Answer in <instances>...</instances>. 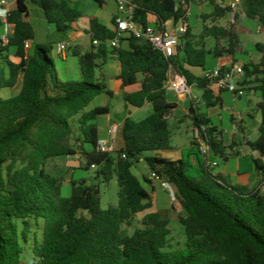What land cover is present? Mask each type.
<instances>
[{
    "label": "trees",
    "instance_id": "obj_1",
    "mask_svg": "<svg viewBox=\"0 0 264 264\" xmlns=\"http://www.w3.org/2000/svg\"><path fill=\"white\" fill-rule=\"evenodd\" d=\"M6 1V0H0ZM103 6L105 0H94ZM134 21L148 25V16L156 17L161 29L168 21L187 24L189 4L193 0H131ZM230 0H226L228 3ZM28 3L37 7L45 22L65 35L82 16L69 0H15V6L0 18V29L12 26L13 34L3 44L0 33V264H264V187L254 191L232 185L211 173V165L199 152L200 142L191 143L176 161L158 156L171 147L168 115L176 108L166 99L164 83L169 71L185 77L189 86L202 90L207 108L219 101L215 91L202 77L188 70H206V59L233 57L237 36L216 25H203L201 42L194 43L187 24L176 53L164 58L152 46L132 36L121 38L116 49L104 43L116 36L115 18L110 26L89 18L91 50L84 55L74 49L80 81L60 77L55 60L46 47L33 43L35 32L28 21ZM212 11L203 16L222 18L228 8L209 0ZM246 18L257 20L264 30V0H242ZM229 16V15H228ZM212 39L207 50L203 40ZM99 41L95 48L92 41ZM227 41L221 46V41ZM32 42L31 51L24 49ZM257 64H244L245 78H252L255 93L264 98V44L254 46ZM13 58L14 60H12ZM110 58L118 62L115 80L121 88L140 84L133 93H123L125 105L139 109L151 105L152 113L141 121L125 117L118 127L120 145L111 152H100L96 121L109 116L107 106L88 109L93 100L107 93L97 70ZM100 60L102 65L96 63ZM21 77V90L11 98L1 96ZM218 92H221L218 91ZM260 125L257 139L248 144L264 155V103L258 104ZM192 126L210 155L228 161L238 142H223V131L193 106L189 108ZM78 117L79 134L71 119ZM79 143L85 170L97 167L96 179L109 182L116 178V207L102 210L100 192L86 180H71L70 195L62 196V181L45 171V165L57 157L74 156L71 141ZM88 146V149H83ZM194 157V163L191 162ZM142 160L175 190L181 207L178 223L184 244L173 248L169 236L170 221L159 212L145 214L131 234L127 232L136 217L151 207L144 187L151 180L134 173L135 162ZM264 180V164L252 159ZM34 229V230H33ZM30 259L25 262L26 256Z\"/></svg>",
    "mask_w": 264,
    "mask_h": 264
},
{
    "label": "rangeland",
    "instance_id": "obj_2",
    "mask_svg": "<svg viewBox=\"0 0 264 264\" xmlns=\"http://www.w3.org/2000/svg\"><path fill=\"white\" fill-rule=\"evenodd\" d=\"M72 8L78 10L82 17H96L102 24L110 26V19L117 13V8L114 0H105L103 6H100L98 2L94 0H69ZM215 2V1H214ZM224 5L227 4L226 0H222ZM6 3L10 8L6 7L9 11L15 6V0H6ZM28 8L30 16L28 21L33 26L35 32L36 43L41 44L50 51V56L56 61L55 67L58 70L60 77L64 79L80 81L81 77L78 71V59L77 57L69 56L66 60L58 59L56 55L57 44L64 37L74 35L76 37L75 42L71 45V51L77 52L79 55H84L91 50L90 37L87 34L89 31V26L84 21L78 20L75 24L71 26V29L63 36L56 32L55 26L47 24L45 22L42 12L34 5L28 3ZM212 11V7L209 4V0H195L193 4H189L187 13V24L190 28L191 39L194 43H200V36L202 34L203 25L207 26L216 25L222 28H226L233 32L239 43L235 48L234 59L239 65L243 62H248L252 56L256 54L253 43L264 44V30L257 32L258 21L251 20L245 17L242 10L239 11L236 21L232 24L229 20V16L225 15L222 18H209L204 21L203 16H208ZM0 18H3V12H0ZM78 27V28H77ZM7 25H4L0 29V33H5ZM64 41H69L68 38ZM63 42V41H62ZM70 42V41H69ZM203 44L206 49H212L214 42L212 39L208 38L203 40ZM221 46H226L227 41L223 40L220 42ZM31 49L27 50L30 52ZM70 51V52H71ZM223 58L226 55L222 56ZM14 60L13 58H11ZM218 58L207 57L206 64L208 67L215 64ZM97 64L102 65L101 61H96ZM118 71V62L116 59L110 58L105 64H103L96 73V77L103 82L107 93L97 96L88 109H92L98 106H107L110 109L111 117L106 116L100 117L96 121L98 127V147L97 150L100 152H111L114 148L117 149L120 145V136L118 131L115 134V145L112 149L107 147L106 144L113 135H109L108 131L113 123H119L125 117H128L134 122H138L146 118L152 113V109L148 107H142L140 109L132 108L125 105L122 99V90L114 82V78ZM203 72L198 70V76L202 77ZM250 88H254L255 83L253 79L248 83ZM21 90V77H19L18 83L12 89H4L1 91V96L5 99L16 96ZM192 94L198 98V103L196 104L197 109L200 113L211 118L213 123L221 130L225 132L224 141H229V134L231 132L236 133V141L240 139L243 141L242 135H240L239 129L240 123H246L248 119V114L250 113L255 118V123L251 125L249 123L247 130V137L253 140L257 135V125L260 121V111L258 109V104L260 101V95L258 93L251 94L245 86L244 94L240 97L234 98L230 92H225L222 95L221 103H217L213 107L207 108L202 100V90L196 86L191 87ZM166 99L169 101H178L179 107L174 110V114L181 117V128L176 129L175 120L172 115L169 116L168 124L171 134V148L173 147L187 150L189 148V141L192 143H199V136L196 137V133L191 124L192 120L189 112L184 116L186 108L188 106V98L184 100H177L172 92L166 91ZM239 116L241 119L239 120ZM108 118V119H107ZM78 117L71 119V125L73 131L79 134V125L77 124ZM239 126V127H238ZM189 128L191 130H189ZM191 137V139H190ZM76 137L71 141V146L73 150L77 152L74 156L68 157H57L45 165V171L52 175L53 177L62 181V196L68 197L70 195V184L71 180H86L88 185H96L100 192V207L102 210H107L110 207H116L118 202V186L116 183L115 176L108 183L104 182L102 179L95 178V172L97 167H91L88 171L85 170L86 161L81 156L80 145L75 141ZM83 149L87 150L88 146H83ZM229 157L228 161H223L222 158L218 156L210 155L209 164L215 162L217 165L211 167V173L213 175H218L223 170H227L232 173L235 170V161L230 160L232 158V153L228 151ZM249 159H241L240 163L244 165ZM134 173L139 178L144 176L148 178L150 174L144 161L139 160L134 164ZM144 187L149 192L151 207L147 209L142 214L136 217L133 225L127 229V232L131 234L133 230L139 226V221L145 214L159 212L162 216L168 218L170 221L171 234L169 236L170 243L173 248H181L184 244V235L182 227L178 223V216L181 215V207L177 201L176 193L175 198L170 197L168 192L163 190L157 182L151 181L150 183H145ZM34 230V229H33ZM30 257L27 255L25 262H27Z\"/></svg>",
    "mask_w": 264,
    "mask_h": 264
},
{
    "label": "built area",
    "instance_id": "obj_3",
    "mask_svg": "<svg viewBox=\"0 0 264 264\" xmlns=\"http://www.w3.org/2000/svg\"><path fill=\"white\" fill-rule=\"evenodd\" d=\"M206 1L207 0H205V2ZM214 1L220 8H228L229 20L232 24H234L239 11L242 10V0H230L226 5H224L222 0ZM114 2L117 8V15L115 18L116 36L112 40L104 43L108 48L116 49L120 45L121 38L132 36L138 40L148 42L155 51L161 53L166 59L175 55L176 47L179 45V39L186 33V22L179 20L177 24H174L172 21H168L162 25L161 29H159L156 26V17L149 15L148 25L146 27H142L138 22L134 21L135 6L131 0H114ZM181 2L184 3V0H181ZM6 7V1H1L0 12H3V17L8 12ZM11 28L12 26L7 25L5 33L1 35L3 44H6L8 38L13 34V30H11ZM262 30L263 28L258 25L257 32H261ZM92 45L95 48H98L102 45V43L96 40L92 41ZM30 47L31 43L26 42L24 49L27 51ZM70 51L71 47L68 41H63L57 44L56 55L58 59L65 60V58H67L70 54ZM202 78L208 82V86L213 90L230 92L234 98L240 97L244 94V86L242 83L243 79H245V72L242 66H218L212 69H206L203 71ZM164 89L165 91H170L179 97L189 98L194 105L198 103V98L192 94L191 88L185 77L172 70L168 73L167 80L164 83ZM238 119L240 120L241 116H239ZM194 131L196 133V137L199 136L198 130L194 129ZM116 132V127H110L108 134L110 136L113 135L112 138H114ZM199 142L201 144L199 152L206 160H208L210 157L209 148L202 140L200 141L199 139ZM107 147H110V145ZM110 149L112 148L110 147ZM211 166L214 167L216 164L211 163ZM149 179L153 182H157L163 190L168 192L170 197L175 198V196H173L175 195V190L172 186L161 180L155 173L151 172L149 174Z\"/></svg>",
    "mask_w": 264,
    "mask_h": 264
},
{
    "label": "crops",
    "instance_id": "obj_4",
    "mask_svg": "<svg viewBox=\"0 0 264 264\" xmlns=\"http://www.w3.org/2000/svg\"><path fill=\"white\" fill-rule=\"evenodd\" d=\"M7 4V3H6ZM7 7L8 8H10L9 7V5L7 4ZM12 9V8H11ZM117 15V13H115L112 17H114V16H116ZM94 18H96V17H94ZM29 19V18H28ZM79 20H81V21H84L86 24H88V26H89V17H81ZM76 23V22H75ZM75 23H73V24H75ZM72 24V25H73ZM33 27V26H32ZM78 28V27H77ZM11 30H13L12 28H11ZM68 38V40L70 41H68L69 43H70V47H71V45H72V43L73 42H75V40H76V37L74 36V35H71V36H68V37H64V40H66ZM64 40H61L60 42H62V41H64ZM31 43V46L33 45V43H36V41L34 40V42L32 43V42H30ZM37 44H39V43H37ZM254 44V46H255V44H257V43H253ZM41 45V44H40ZM255 49V48H254ZM73 50V49H72ZM71 53H72V51L70 52V54L67 56V59H68V57L69 56H71ZM65 60H66V58H65ZM257 62H258V55H257V53L254 55V56H252L251 57V59L248 61V62H243L242 63V65H239V63H237L236 62V60L234 59V57H229V56H226L225 58H223V57H220V58H218L217 60H216V62H215V64L214 65H212V66H210V67H208V66H206V69H212V68H215V67H218V66H221V67H228V66H235V65H238V66H243L244 64H249V63H252V64H257ZM190 72H191V74L192 75H194L195 77H197L198 76V70L199 69H191V68H189L188 69ZM202 71V70H201ZM118 72V71H117ZM203 72V71H202ZM251 79L252 78H245V79H243V86H244V91H245V86L247 85V89L250 91V93L251 94H256L255 93V91L254 90H252L253 89V87L252 88H250V86L248 85V83L249 82H251ZM114 82H115V84L117 85V86H119L120 88H121V83L119 82V81H116L115 79H114ZM193 85L194 86H196V84L195 83H193ZM193 85H191L190 86V88L193 86ZM252 86H256V85H252ZM197 87V86H196ZM122 90H124V93H133V92H136V91H138L139 89H140V84L139 83H137V84H135V85H133V86H130V87H126V88H121ZM215 91V93H214V97H217V98H219L218 100V102L217 103H221V98H222V95L226 92V91H221V92H218V91H216V90H214ZM123 94V93H122ZM173 95L175 96V98L177 99V100H184L186 97H179V96H177V95H175L174 93H173ZM189 99V98H188ZM169 103H174L175 105H176V108L174 109V110H176L178 107H179V102L178 101H169V100H167ZM189 102H188V106H187V108H186V111H185V114H184V116L187 114V112H189V108L191 107V106H193V107H195V108H197L196 107V104L194 105L191 101H190V99L188 100ZM199 101V100H198ZM260 101L262 102V103H264V101H263V99H261L260 98ZM204 102V101H203ZM143 107H148L149 109H152L151 108V105H149V104H145ZM142 108V107H141ZM140 109V108H139ZM174 110L168 115V119H169V116L170 115H172L174 118H176V120H175V128L176 129H180L181 128V125H182V123H181V120H180V118L181 117H179V116H177V115H175L173 112H174ZM108 118H110L111 117V114H109V116H107ZM208 117V116H207ZM107 118V119H108ZM209 118V117H208ZM211 119V118H210ZM124 120V119H123ZM122 120V121H123ZM122 121H119V123H113V125H111V128H113V127H116L117 128V130H118V127L121 125V122ZM212 121V120H211ZM249 123L251 124V125H253V124H256L255 123V118L253 117V115H251L250 113L248 114V119H247V122L246 123H244L243 124V122H241L240 123V128H238L239 129V132H240V135H242V138H243V141L241 142L240 141V139L239 140H237V142H238V146L234 149V152L235 153H233L232 154V158L230 159V160H233L234 159V161H235V170L232 172V173H229L227 170H223L221 173H219L218 175H220V176H222L227 182H229L230 184H232V185H237V186H241V187H244V188H246L248 191H254V190H257V189H262L263 187H264V180H263V177L261 176V174L258 172V171H256L255 170V168H254V165H253V163H252V159H256V158H260L261 159V161L263 162V164H264V155L263 156H260V155H258V153L257 152H255V151H252L251 149H250V147L248 146V144H250V143H252V142H254L256 139H257V137H258V127H259V125H260V121L258 122V125H257V129H256V131H257V135H256V137L253 139V140H251L250 139V137H247L246 135H247V130H245V128L246 127H248V125H249ZM191 124H192V122H191ZM212 124L214 125V126H216L214 123H213V121H212ZM239 127V126H238ZM110 129V128H109ZM189 130H191L190 128H189ZM223 131V130H222ZM224 134H225V132L223 131V142H224V145L225 146H229L230 144H231V142L234 140V139H236V133L235 132H231L230 134H229V141L228 142H225L224 141ZM115 137V136H114ZM190 139H191V137H190ZM191 140L189 141V148H190V146H191ZM107 146H109L110 145V147L111 148H113V146L115 145V138H110V140H108V142H107V144H106ZM182 152H183V150L182 149H178V148H171L170 147V149L169 150H166V151H163V152H160L159 154H158V156H160L161 158H164V159H166V160H169V161H176V160H178L180 157H181V155H182ZM210 158V157H209ZM241 159H244V160H246V159H249V161H247L244 165H242L241 163H240V161H241ZM191 162L192 163H194V157H191ZM212 163H215V162H212ZM216 164V163H215ZM217 165V164H216ZM148 178H149V175H148Z\"/></svg>",
    "mask_w": 264,
    "mask_h": 264
},
{
    "label": "water",
    "instance_id": "obj_5",
    "mask_svg": "<svg viewBox=\"0 0 264 264\" xmlns=\"http://www.w3.org/2000/svg\"><path fill=\"white\" fill-rule=\"evenodd\" d=\"M263 101H264V98H263Z\"/></svg>",
    "mask_w": 264,
    "mask_h": 264
}]
</instances>
